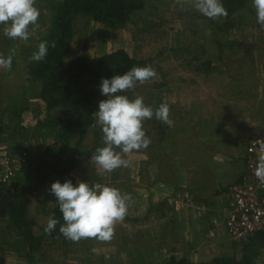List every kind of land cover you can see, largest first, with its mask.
Segmentation results:
<instances>
[{"label":"rangeland","instance_id":"obj_1","mask_svg":"<svg viewBox=\"0 0 264 264\" xmlns=\"http://www.w3.org/2000/svg\"><path fill=\"white\" fill-rule=\"evenodd\" d=\"M57 1L37 0L41 15L35 31L39 40L30 38L27 44L10 40L0 28V53L6 57L15 49L11 70L0 68V120L4 130L0 157L5 152L17 154L21 150L27 154L20 171L5 186L36 181L35 163L46 145L55 143L54 122L61 125L57 119L47 124L48 115L75 119L70 108L46 109L38 94V83L27 75L24 61L38 50L37 46L51 22L52 6ZM73 32L66 62L80 53L101 56L123 49L134 59L145 61L144 66L154 67L158 79L137 83L132 90L122 94L134 98L138 93L144 97L145 104L154 109L162 103L168 104L174 126L169 127L155 118L146 120L144 128L150 138L158 132L167 134L165 153H154L155 145L134 150L125 157L131 160V167L104 174L90 160L95 149L103 146L101 129L91 127L96 120L93 114L92 123L86 125L81 150L95 147L94 152L80 156L74 170L66 176L55 177L54 181L71 180L74 186L78 180L101 183L130 193L133 203L125 220L116 225L114 238L107 242L89 238L74 243L64 236H49L44 228L56 200L45 201L52 184L48 181L39 187L28 207L29 215L36 222L34 233L41 237L40 246L30 250L16 231L8 229L7 219L0 218L2 264H169L171 260L204 262L217 256H240L246 241L233 240L226 228L228 240L220 237V233L217 235L220 218L215 211L209 210L212 209L208 206L211 202L205 209L198 206L201 199L197 195L202 190H197L198 187L191 182L189 171L200 149H212L206 144L210 138L209 135L205 137L208 127L216 126V136L228 134L225 130L242 133L237 126L241 123L238 121L240 116L249 119L264 117V29L257 24L252 0L226 20L216 21L196 11L189 0H146L144 7L135 11L121 27H109L81 14L73 22ZM17 106L21 108L14 115ZM152 127L154 131L149 133ZM263 132L264 129L255 132L247 140ZM171 136L173 139L169 138ZM158 156L164 176L156 183L166 182L171 173V179L175 178L176 169L182 164L185 169L180 170V182L184 186L168 187L167 191L162 187H157L156 191L154 187L157 194L166 193L173 199L168 212L161 205L162 208L153 209L148 214L142 201L149 193L148 187L143 185L144 166L151 157ZM197 156L199 161L195 165L201 163L203 155L198 153ZM243 162L245 170L240 182L247 174L244 153ZM232 184L224 188L218 186L217 190L224 192L227 199ZM204 196L209 200L212 194ZM177 212L183 220L185 216L190 219L194 215L208 218L213 227L204 232L199 229L197 235L192 233L193 226L185 228L188 230L183 234L182 240L185 241L179 245V239L175 237L180 236L183 227L166 224L167 219L175 217L177 220ZM253 264H264V245L254 253Z\"/></svg>","mask_w":264,"mask_h":264},{"label":"trees","instance_id":"obj_2","mask_svg":"<svg viewBox=\"0 0 264 264\" xmlns=\"http://www.w3.org/2000/svg\"><path fill=\"white\" fill-rule=\"evenodd\" d=\"M146 0H58L52 6L50 25L41 41L49 42V50L43 61L24 59L27 75L38 83V94L48 111L56 108H70L75 119L58 118L48 115L47 124L53 119L61 125H52L55 143L46 145L42 155L35 163V182H16L0 186V218L7 219V227L16 231L18 237L35 250L40 246L41 237L35 235V220L29 215L31 200L38 194L39 187L55 177H63L74 170L82 155H90L95 147L81 150L86 125L92 123L93 114L98 110L99 101L107 99L99 93L101 78L122 75L134 66H144L145 61L129 56L125 50L116 49L101 56L80 53L68 62L65 61L73 39V22L78 15H87L109 27H121L132 14L144 7ZM248 0H222L232 14L241 11ZM40 41V42H41ZM55 41L56 47H51ZM28 57V55H26ZM24 105V104H23ZM21 106L16 107L17 114ZM23 108V107H22ZM4 134L0 120V143ZM97 137L95 135V141ZM51 187V185H50ZM50 189V188H49ZM55 200L54 194L47 192L45 201ZM58 219L51 237H62L59 228L64 223L58 204L55 203L50 216ZM264 245V230L256 233L243 243L238 257L217 256L204 262H191L184 259L171 260L169 264H253V256ZM4 259L0 257V264Z\"/></svg>","mask_w":264,"mask_h":264},{"label":"clouds","instance_id":"obj_3","mask_svg":"<svg viewBox=\"0 0 264 264\" xmlns=\"http://www.w3.org/2000/svg\"><path fill=\"white\" fill-rule=\"evenodd\" d=\"M189 3L211 20H226L228 17L222 0H189ZM252 7L256 12L257 24L264 29V0H252ZM40 15L37 0H0V28L10 40H20L25 44L30 38L39 40L35 28ZM51 47H56L55 41L51 42ZM37 48L29 58L30 62H40L46 58L49 42L41 41ZM14 55L15 49L6 57L0 53V68L11 70ZM158 78L157 70L151 65L134 66L122 75L101 78L100 92L107 99L99 101L98 111L94 113L96 120L91 127L99 126L101 129L103 146L96 148L90 158L100 172L110 174L122 167H131V160L125 157L134 150L150 146L152 140L144 128L146 120L155 118L169 127L174 126L168 104L162 103L154 109L146 105L144 97L138 93L134 98L122 94L132 90L137 83L144 84ZM256 143L258 162L254 175L264 185V141L258 140ZM49 191L54 194L64 221L59 231L74 243L89 238L111 241L115 236L116 225L125 220L133 203L130 193L101 183L89 184L78 180L74 186L71 180L63 183L57 180L51 184ZM58 223L54 215L49 216L45 233L51 234Z\"/></svg>","mask_w":264,"mask_h":264},{"label":"crops","instance_id":"obj_4","mask_svg":"<svg viewBox=\"0 0 264 264\" xmlns=\"http://www.w3.org/2000/svg\"><path fill=\"white\" fill-rule=\"evenodd\" d=\"M238 121L240 120L241 123H239L238 130H241V132L231 133L225 130V134L223 136L217 135L215 133L216 126H211L207 128V134L205 137L207 138L209 135V141L206 142L207 145H211L212 149H209L206 147V149L203 151L200 149L199 154L203 155L201 159V163L195 165L198 160V153H196L195 161L190 165V171H189V179H191V182L195 186H197V190H202L197 196H199L198 206L205 209V207L210 206L212 209H209L210 211H215L218 214V226L215 228L218 233L221 234L220 237L226 238L228 240L227 232L225 229V223H224V217L226 214V206H227V199L226 194L224 192H219L217 190L218 186L220 187H227L228 185L236 182H240L243 174H244V162H243V153H244V147L245 143L247 141V138L251 134H255V132H259L260 130L264 129V117L259 118V116L253 117V119H249L248 117L244 116L239 117ZM233 120H237L234 118ZM225 124V123H224ZM223 124V125H224ZM226 128V126L224 125ZM160 130V129H159ZM153 132L154 129L152 127L151 130H149V133ZM167 134L163 133H157L153 135L152 144H150L149 148L154 146V153H165V143L166 140L165 136ZM216 136V137H215ZM173 139V137H169ZM168 138V139H169ZM172 141V140H170ZM212 141L213 143H210ZM173 144V143H172ZM153 149V150H154ZM197 151V150H196ZM195 151V152H196ZM159 161L161 159L156 157H151L149 159V162L145 163L144 168H146V171L143 172V177L145 179V185L148 187L149 193L146 195V197H143V203L146 206V211H148V214L150 211H156L159 210L161 205H164L165 211L168 212L169 205L171 204V201L173 199V196L169 194H157L154 192L157 187L166 188L164 190H168V187L173 186H179L183 185V182H180V170L182 171L185 169L182 164L179 165L176 169V176L175 178L171 179L173 174H169V176L166 179V182L159 183L156 181L163 177L162 169L159 167ZM143 168V169H144ZM157 169L159 171H157ZM187 169V168H186ZM175 171V170H174ZM195 173L193 174V172ZM165 178V177H164ZM164 180V179H163ZM161 180V181H163ZM160 181V182H161ZM184 186V185H183ZM155 187V190H154ZM216 187V189H214ZM214 189V190H213ZM157 191V190H156ZM212 194V197L208 200V198L205 199V196H210ZM204 196V197H203ZM205 199V201H204ZM207 201V202H206ZM211 202V203H210ZM207 203H210V205L206 206ZM148 209V210H147ZM164 211V212H165ZM183 212V211H182ZM190 212V211H187ZM179 212H177V220L175 217H173L171 220L166 221V224L173 226L177 224L178 226L183 227L179 229L180 236L175 237V239H179V245L183 238V234L187 233L188 230L185 228L193 226L192 233L194 235L199 234V229H202L204 232L206 229H210L213 227V225L210 226V223L208 221V218L204 217H198V216H192L190 219L185 216L184 220L180 219ZM176 215V214H175ZM185 235V234H184ZM217 243L220 244L218 241Z\"/></svg>","mask_w":264,"mask_h":264},{"label":"built area","instance_id":"obj_5","mask_svg":"<svg viewBox=\"0 0 264 264\" xmlns=\"http://www.w3.org/2000/svg\"><path fill=\"white\" fill-rule=\"evenodd\" d=\"M258 140L264 141V132L247 140L244 152L247 174L243 181L232 184L228 189L224 223L229 236L238 242L248 241L264 230V185L254 175ZM1 155L0 186L9 183L27 160L23 150L17 154L5 152Z\"/></svg>","mask_w":264,"mask_h":264}]
</instances>
